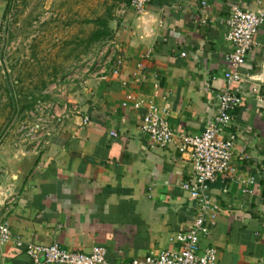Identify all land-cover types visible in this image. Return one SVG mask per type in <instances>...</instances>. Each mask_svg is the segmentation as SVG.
Here are the masks:
<instances>
[{"label":"crops","instance_id":"obj_1","mask_svg":"<svg viewBox=\"0 0 264 264\" xmlns=\"http://www.w3.org/2000/svg\"><path fill=\"white\" fill-rule=\"evenodd\" d=\"M109 1L117 7L130 0ZM261 1L152 0L145 12L159 22L154 37H147L139 14L128 9L117 16L114 7L104 61L112 67L121 54L123 64L104 79L83 81L63 103L54 130L35 149L42 152L21 192L0 205L13 234L72 251L101 245L104 264L176 250L177 233L196 214L182 187L193 175L191 157L179 150L178 136L201 132L214 119V95L226 85L231 8L259 10ZM10 2L0 0V27ZM254 39L232 84L241 103L231 110V125L217 134L234 142L233 169L211 184L220 213L200 241L201 248L216 249L221 264H264V22ZM152 105L176 132L167 146L152 144L142 131ZM0 173L1 183L5 170ZM0 264L45 262L4 243Z\"/></svg>","mask_w":264,"mask_h":264},{"label":"rangeland","instance_id":"obj_2","mask_svg":"<svg viewBox=\"0 0 264 264\" xmlns=\"http://www.w3.org/2000/svg\"><path fill=\"white\" fill-rule=\"evenodd\" d=\"M114 7L109 0H11L0 27V153L45 143L63 103L105 60L110 37L92 38L94 20L115 17Z\"/></svg>","mask_w":264,"mask_h":264},{"label":"built area","instance_id":"obj_3","mask_svg":"<svg viewBox=\"0 0 264 264\" xmlns=\"http://www.w3.org/2000/svg\"><path fill=\"white\" fill-rule=\"evenodd\" d=\"M150 1L152 0H131L129 4L121 3L116 8V15H124L128 9L140 15L147 10ZM263 22L264 0L261 1L259 10L243 9L237 5L231 8L227 18L226 40L231 50L226 54L228 65V70L224 73L226 85L221 93L214 95L213 103L216 107L214 119L210 120L201 132L183 133L178 136L179 150L190 154L193 168L191 179L182 184L195 202L196 214L193 222L185 231L177 233L176 250L150 252L143 259L136 258L126 264H221L217 260L215 248L200 247L202 237L210 234L220 213V206L210 191L211 184L220 175L229 173L233 169L231 163L235 150L234 142L229 138H219L217 134L231 125V110L241 103L240 94L232 88V84L241 78L240 67L245 62L247 51L255 43L254 36ZM108 63L107 60L103 61L92 77L104 79L108 72L118 73L123 64V56L117 54L112 67L108 66ZM141 128L155 145L167 146L177 137L167 117L154 105L144 114ZM247 187L245 185L243 188L245 192L248 191ZM4 243H13L23 248L35 262L42 257L45 264L106 262V248L101 245L94 246L90 252H83L69 250L57 242L39 244L24 241L20 236L13 234L9 221L2 216L0 207V244Z\"/></svg>","mask_w":264,"mask_h":264},{"label":"water","instance_id":"obj_4","mask_svg":"<svg viewBox=\"0 0 264 264\" xmlns=\"http://www.w3.org/2000/svg\"><path fill=\"white\" fill-rule=\"evenodd\" d=\"M139 19V24L144 28L147 37H154L159 22L148 12L140 14ZM260 78L264 80L263 73ZM41 152L42 149L29 151L25 148H15L0 153V168L5 170V177L0 183V205L21 192Z\"/></svg>","mask_w":264,"mask_h":264},{"label":"trees","instance_id":"obj_5","mask_svg":"<svg viewBox=\"0 0 264 264\" xmlns=\"http://www.w3.org/2000/svg\"><path fill=\"white\" fill-rule=\"evenodd\" d=\"M130 1L127 2V4H129ZM114 21H115L114 17L113 18H96L94 22L96 23L97 28L93 31L92 38L95 40H100V39L111 37L115 31L114 26L116 25V23H114Z\"/></svg>","mask_w":264,"mask_h":264}]
</instances>
